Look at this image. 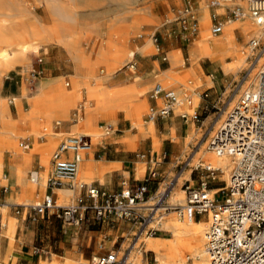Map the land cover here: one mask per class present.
Listing matches in <instances>:
<instances>
[{
	"label": "bare ground",
	"instance_id": "6f19581e",
	"mask_svg": "<svg viewBox=\"0 0 264 264\" xmlns=\"http://www.w3.org/2000/svg\"><path fill=\"white\" fill-rule=\"evenodd\" d=\"M236 1L244 7V9L247 8L248 4L250 9L248 0ZM222 5H224L223 2L221 3V6ZM57 9L58 11L55 14H52L54 22L50 25L33 20L22 21L16 27L11 26L9 25L10 23H8L9 17L13 13L6 12V8L4 9L3 7H0V72L12 67L14 68L18 63H27L28 57L31 53L37 52L42 45H48L51 43H60L67 47L68 52L74 57L76 69L75 72L71 74L73 86L69 90H66L62 85L63 78L65 77L64 75L58 77L43 76L39 79L38 88L30 95H28L29 93L22 96L14 95L10 100L7 96H0V177L4 170L5 151L12 154H22L26 157L39 152L41 153L42 163L46 166V169H48L50 166L48 151L56 144L57 138L61 135L86 134L91 136L93 145L88 153L92 154L94 151V145L103 143L106 133L109 132L110 134H113L115 132L117 125L114 112L116 109L123 111L126 117L130 118L135 125L142 127L146 122L141 118L142 113L148 105L147 98L143 92L146 88H149L150 85L140 89L135 83L126 85L116 84L111 88L103 82L102 84L94 82L96 79L94 68L96 64L104 62L108 67L109 74L116 73L123 68V63L126 59L132 57L136 52L144 53L147 45H137L135 51H129L126 49L125 44L117 45L116 43H112L113 38L111 34L113 31L110 30L109 36H111L109 40H107V45L101 47L96 52L95 57L88 56L82 53V50L78 45V39L80 36L77 32L76 25L73 23L66 24V22L62 20V17H60V13H63V11L66 12L67 15H69V13L72 14V12L74 13L73 7L61 4ZM219 9L221 10V8ZM246 14L247 13L244 12V15L229 18L224 22V27L220 36L217 38H211L210 32L208 31V24L211 18L210 9L202 1L201 14L199 15V24L201 25L202 34L199 38L189 44L190 60L192 61L193 66L191 65L186 68L184 73L176 72L175 69H173V66L176 67L183 64L184 58L181 51L171 54V66L165 69L162 75L159 74L157 76L160 83L164 87H171L176 94L181 95L185 89L191 88L189 84H184V81L187 76L191 75L193 72L196 73V67H194V64H197L203 57L208 58L210 62L215 65H221L227 72H236L245 64L249 53L252 52L249 50V53H247L244 50L243 45L239 43L235 32L236 29H239V32L246 36L252 34L256 37H261V35L264 34V24L258 23L251 15L249 19H246ZM142 19L146 20L148 23H153L155 21V19L150 16H144ZM142 19L139 16H134L131 23L124 25L127 28L119 33L124 42L130 32L139 29ZM230 57L233 59L230 61L225 60ZM258 58V69L252 73L250 81L246 84L247 88L250 83L255 80L257 73L264 70V50L259 53ZM208 77H211V75H208ZM202 81L203 80L200 76L196 77L197 86H200ZM182 88L184 90H182ZM83 90H85L86 93V104L85 108L82 107L83 111L81 116L85 109L84 116L72 122V126L68 130H55L53 128L54 119L61 121L68 120L71 108L79 99L83 98ZM247 90L249 89H245L243 94ZM235 96L237 98L238 95L236 94ZM192 97V103L196 106L199 101V95L195 93L194 89L192 90ZM25 98H27V101ZM92 101L95 102L92 103ZM8 102H13L15 104L19 115L18 118L11 114ZM181 104H184V102ZM181 104H177V107H180ZM99 117H104L112 124L111 130H102L104 126L97 123ZM224 120L223 118H220L217 121L216 124L221 122L218 128L223 124ZM43 122H46L48 125H45L43 127L44 131L40 133ZM20 124L26 126L27 136H33L32 140H34V148L29 150L23 149L21 142L19 141L18 143L19 137H22L23 135ZM148 124L150 130L153 131V120H149ZM193 126L195 125L192 122V129L190 128V130H188L181 138L183 146L181 152L182 156H185L187 153L193 135L196 134L195 128L192 133ZM41 136L45 137L43 142L46 144V147H43L42 143L37 141ZM173 137L180 138L176 135ZM155 146H159L157 139H155ZM67 155L72 156V153L69 152ZM91 160L85 161V153L83 154V159L79 164V169L74 180H77L78 178L81 179V182L93 180V176L88 172ZM84 162L86 163V167H84ZM193 164L195 166L202 165L208 170H220L224 178L227 177L230 180L231 171L234 168V159L228 153H217L209 147V143L206 141L203 149L193 158ZM143 167L144 165H141L140 170ZM98 172L100 175V171ZM41 173L42 172L39 171L40 175ZM28 184L32 189L36 186V182L30 177L28 179ZM43 185H46V180H43ZM171 191L172 202L169 205L184 206L186 204L184 199L185 189L172 188ZM216 191L217 189H211L212 193ZM30 200L32 203L40 201V199L35 197H32ZM2 207L9 208L7 204H3ZM164 208V204H157L155 207H152L149 223H153L154 220L157 223H163L164 227L172 232V235L169 237H154L143 234L145 231L144 228L142 234L137 238L134 247L138 243L142 244L145 250L155 252L156 262L154 264H211L207 248V232L212 222V212L208 216L210 219L209 225V220H195L194 218L181 217L177 210L174 211L177 213L176 217L160 213ZM7 222L8 226L3 231V238H6L8 242V250L4 256V260L6 261L9 260L11 251L14 248V231L15 226H17L15 225L16 218L14 216H10ZM132 250L125 255L127 263L131 262ZM142 255L141 252V255L136 257L137 264H146L142 261ZM187 259H193V261L188 262ZM74 263L75 260L73 258L67 257V260L63 264ZM39 264L58 263L52 260L40 259ZM133 264L136 263L133 262Z\"/></svg>",
	"mask_w": 264,
	"mask_h": 264
},
{
	"label": "rangeland",
	"instance_id": "374dc122",
	"mask_svg": "<svg viewBox=\"0 0 264 264\" xmlns=\"http://www.w3.org/2000/svg\"><path fill=\"white\" fill-rule=\"evenodd\" d=\"M202 1L210 9L211 18L208 24V31L210 32L211 38H217L221 34L212 33V24L216 20L223 21L224 23L229 18H235L232 9H234L236 6L242 7L236 0H191L198 19L199 15L201 14ZM222 2L224 5L221 6ZM61 4L70 5L71 7H73L74 13H69V15L71 16L67 15V13L63 11V13H60V17H62V20L66 22V24L73 23L76 25V28L78 30L77 32L80 36V38L78 39V45L81 48L82 53L88 56L95 57L96 52L101 47L107 45V40H109L111 35L113 38L112 43H116L117 45L125 44L126 49L129 51H135L137 45H147L143 53L145 55H141L139 52H136L132 57H129L125 60V62L123 63V68L118 70L116 73L109 74L108 67L104 62L96 64L94 68L96 79L94 80V82H98L101 84L103 82L105 85H112L115 83V77L119 75H122L125 82L127 83H129L137 75H141L142 79L143 76L146 75L152 76L150 80L151 85L148 89L149 91H147L145 94V97H147L149 102L141 117L143 120L149 121L147 113L149 111L150 105L152 104L150 93L154 85L157 82L160 83L158 77H155V75L157 73L162 75L163 71L171 66L170 59L172 50L180 47L182 49L181 52L184 58L183 64L176 67L173 66V69H175L177 72L184 73L188 66H193L192 61L190 60L189 44L201 36V25L199 24L197 33L189 40L178 33V21L165 25L168 19H174L176 17L177 11L185 4V0H0V7H3L4 9L6 8V12L13 13L10 17L8 16V23H10L9 25L16 27L22 21L33 20L40 21L41 23L46 25L52 24L54 22L52 14H55L58 11L57 8H59ZM219 8H221V10ZM242 9L247 13L245 18L249 19V5L247 4V8L244 9V7H242ZM134 16H139L141 19L144 16H150L153 17L155 21L153 23H148L146 20L142 19L139 25V29L130 32L127 36L126 41L124 42L119 33L127 28L124 25L131 23ZM169 29L172 32L171 34H168ZM110 30L113 32L109 36ZM155 32L158 36V41L153 40L152 36ZM235 32L237 39L239 43L243 45L244 50L247 53H249V50L252 51L251 53H249L248 59L243 66H241L236 72L226 73L221 65H215L211 63L208 58L203 57L197 64H194V67H196V73L193 72L191 75L187 76L186 80L184 81V84H189L191 88L185 89V91L181 93L182 96L179 95L180 97L183 98L184 94L187 93V95L193 99L192 90L194 89L195 93L199 95V104L200 94L206 92L209 95H204V98H211L212 100H214L212 104L213 106L209 108L207 114H202L199 120L193 122L191 120L190 114H192V112L197 109L198 104L195 106V104L193 103V107L190 109L185 104H181L180 107H177V105H175L174 110L176 114L187 112L189 115L187 121L185 119L183 121V119L180 118V121L182 122V124H184V134H186L187 132V125L191 126L192 122L195 125L193 126L192 133L195 128L196 134L193 135L185 156H182L181 153L177 158H174L172 160L173 163L168 169V172L165 174V177L162 178L159 188L152 195L150 193V197L147 198L143 203L142 212L145 215H148L151 208L155 207L157 204H164L165 208L162 209L160 213H165L166 215L176 217L177 213L174 211H176V208L178 206L169 205L172 202V188L185 189L187 184H197L200 177L208 179L210 182V187H216L218 185L225 186L226 183L229 182V179L227 177L224 178L220 170H214L212 172L204 168L202 165L195 166L193 164V158L203 149L206 141L208 143L210 142L212 135L218 129V126L221 123L219 122V124H216L217 121L220 118H223L224 120L227 116V113L239 102L244 90L254 88L258 81L259 73H257L255 80L251 82L249 87L247 88L246 84L248 83V81H250L252 73H254L258 69V57L259 53H261L258 52V49H252L250 45V39L256 36L252 34L246 36L243 33L239 32V29H236ZM165 33H167L168 36L166 40H168L169 48H167V42H165L164 44L163 41ZM261 42L264 43V34L261 35ZM163 46L165 47L164 49L162 48ZM164 53L167 55L168 61L163 60ZM38 57L43 58V61L41 63L38 61ZM232 59L233 58L230 57L226 58L225 60L230 61ZM131 60L135 61L138 64V69L134 74L127 71L126 69L129 61ZM46 64H48L51 69H53L54 73L57 71H64V73H67V75H65V77L63 78L62 85L66 90L72 88L73 80L71 74L76 70L74 57L70 52H68L67 47L63 44L51 43L48 45H42L37 52L31 53L28 57L27 63H18L14 66V68L12 67L8 70L0 72V96H7L10 100L14 95L22 96L24 94L29 93L28 95H30L34 93L38 88L40 80H38L35 84H31L26 79V74L32 67L40 66L44 68ZM43 75L44 73L42 74V76ZM200 75H202L203 81L200 86H197L196 77ZM207 75H211V77H208ZM211 86L214 87L211 88ZM165 88L172 89L171 87ZM182 90L184 89L182 88ZM82 92L83 98L79 99L77 103L71 108V112H69V123L73 122L75 118L79 117V115L81 116L80 109L81 107H85L86 93L85 90H83ZM236 94L238 95L237 98L235 96ZM25 100L27 101V98H25ZM94 102L95 101H92V103ZM157 103L161 105L163 104V100L161 98H158ZM8 106L11 114L14 117L18 118L19 115L15 104L13 102H8ZM77 111L79 112L76 113ZM207 116H209V119L203 122L207 118ZM114 117L115 119H118L117 127L121 130L114 132L113 134L117 133L114 137L121 138L122 135L119 136V134L129 133V131L124 130L129 128V126H132L130 121L131 119L127 118L126 115L125 117L129 120L124 119V113L120 109H116V111L114 112ZM54 122L56 123L55 128L59 129L61 123H58L57 119H54ZM106 122H108V120H106L104 117H99L97 121L98 124H103ZM20 125L23 135L22 137H19L18 143L19 141L31 142V146L34 147L35 144L32 142L33 136H27L26 126H24L23 124ZM45 125L48 124L46 122H43L41 125L40 133L44 131L43 127ZM102 130L106 131L104 130V128H102ZM67 135L68 134L59 136L57 138L56 144L49 149L48 160L50 166L48 169H46L45 166L42 165L39 161V165L41 166V168L39 169L44 170L41 173L42 180H46L47 176L52 170L50 162L52 160L53 151L58 147L59 143ZM110 135L111 134H108L106 136ZM148 135L149 134H144L145 137ZM174 135L175 132L172 133V136L171 138H169L168 143H181V138L183 136L180 135V138H174ZM44 139L45 137H39L37 141H40L43 147H46V144H44L43 142ZM105 142L106 140H104V142L101 144L103 145ZM96 146L99 147V145ZM137 147L138 144L134 149L137 150ZM153 151L161 153V146L156 147L154 145ZM37 154L41 155V153L39 152ZM4 155L6 161L4 164V170L1 174L2 178L0 177V185H7L13 179L9 165L10 162L7 160L10 154L9 152L5 151ZM35 158H38V156L34 155L33 160ZM159 160H161V158H159ZM164 160L167 161V159ZM154 164L155 163L153 162L152 166H154ZM35 169H38V167H34L32 165L28 170L33 171ZM146 169L147 163L145 162L144 167L141 169V171L145 172ZM5 173H7V178L5 177ZM77 182L80 183L81 179L78 178ZM37 187L38 185L36 186V188ZM42 187H44V192L41 191V195L37 196V198L40 200L43 198L46 192V186L40 184V188ZM161 192H163L162 198L157 200ZM184 193V199L186 202V191ZM72 201L73 199H71L68 203H71ZM1 209L4 214V219L7 222L9 220L10 208L2 207ZM195 220H209L210 225V219L205 214H203L201 217L197 216ZM149 221V217H147V219L141 225H135L132 232L125 238L122 246L119 249L115 248L119 251V256H122L123 254L127 255L133 249L130 259L131 262H128V264H133V262L137 264L136 257L138 255H141V252L143 254V262H145L146 264H154L156 262L155 252L151 250H145L143 245L138 243L134 247L137 238L142 234L144 228L145 231L143 234H147L150 236L169 237L172 235V232L164 227L163 223H157L155 220L153 223H149ZM13 250L11 251L12 259H9L7 261L4 260V257L0 253V264H19V258L17 255H15V253H13ZM97 254H99V250H97L94 254H87L86 257L77 258V262H75L74 264H93V257ZM40 259L52 260L54 262H57L58 264H63L67 260V256H60L59 254L55 253L47 255L46 253H44L43 256L40 257ZM187 261L192 262L193 259H187Z\"/></svg>",
	"mask_w": 264,
	"mask_h": 264
},
{
	"label": "built area",
	"instance_id": "2783aa9c",
	"mask_svg": "<svg viewBox=\"0 0 264 264\" xmlns=\"http://www.w3.org/2000/svg\"><path fill=\"white\" fill-rule=\"evenodd\" d=\"M231 1V0H226ZM250 15L264 24V0H248ZM234 16L244 15L240 6L232 9ZM178 21V33L186 39L194 36L199 28V19L191 3L179 8L174 19H168L166 24ZM223 21L216 20L211 27L214 34L221 33ZM171 34V30H168ZM153 40L158 41L156 32ZM252 49L262 52L264 43L261 37L250 39ZM167 61V55L163 54ZM38 61H43L38 57ZM127 68L134 70L136 62L129 61ZM44 73L43 67H32L26 74V79L35 84ZM208 93H204L207 96ZM150 97L161 98L163 104L152 105L147 116L154 120L169 116L175 105L185 102L191 108L192 99L188 95L180 97L172 89L156 83ZM82 113V107L80 109ZM77 111L76 113H78ZM181 116L188 119L187 112ZM194 121L201 114L198 109L190 114ZM104 129L111 130L112 124L103 123ZM24 149L31 148V142H21ZM91 136L86 134L67 135L52 154V170L46 178V187L54 188L78 187L75 199L68 204L58 202L52 192L45 193L43 198L32 204H8L12 210L19 213L26 210L30 217L38 220L48 214L61 219L63 223L73 226L90 225L95 222L128 221L141 225L148 215L142 212V204L150 197L148 181L158 175L157 158L143 182L131 186L127 179L122 180L121 188L109 191L94 182H80L75 179L83 154L92 148ZM209 147L217 153H228L234 159V168L230 180L216 192H211L210 182L200 177L195 185L187 184L186 204L176 208L179 216L195 218L203 214L209 216L212 212V222L207 232V248L211 264H264V70L260 71L257 85L247 90L238 104L227 113L223 124L211 137ZM72 153V156L67 155ZM145 156V154H142ZM214 171V170H210ZM208 177V176H207ZM30 178L39 182V170L30 172ZM6 189V187H5ZM163 192L157 200L161 199ZM0 201V242L6 226ZM37 251L45 253L41 248ZM93 264H128L125 254L119 256V251L110 249L93 257Z\"/></svg>",
	"mask_w": 264,
	"mask_h": 264
},
{
	"label": "crops",
	"instance_id": "0c3cea01",
	"mask_svg": "<svg viewBox=\"0 0 264 264\" xmlns=\"http://www.w3.org/2000/svg\"><path fill=\"white\" fill-rule=\"evenodd\" d=\"M164 36V44L167 42L166 45L167 48H169L168 40H166V38H168L167 33H165ZM164 46L162 47L163 49L165 48ZM177 51H182V49L180 47L175 48L172 50L171 54ZM139 53L141 55H145L142 52ZM126 69L134 74L138 69V64L136 63V68L134 70H130L129 68ZM225 72L227 73V71ZM60 75L65 76L67 73H64V71H57L54 73L53 69H51L48 64L44 66L43 76L58 77ZM158 75L159 73H157L155 77ZM200 77L203 79L202 75H200ZM151 78L152 76L146 75L143 76L142 79L141 75H137L129 83H127L125 82L124 77L119 75L115 77L114 84L107 86L113 88L116 84L126 85L135 83L136 86L141 89L151 85ZM212 87L214 86H211V88ZM149 88H146L143 92L144 95L147 91H149ZM208 95L209 94H207V96ZM213 102L214 100L211 98H204V92L203 94H200V102L197 107L199 113L201 115L207 114L209 108L213 106ZM184 104L186 105L185 102ZM152 105H158L157 99L152 98V104L150 106ZM84 114L85 109L83 115L75 118L74 121L83 117ZM180 118H182L183 121L185 119L181 116V113L176 114L175 110L169 116L158 117L153 120V131L150 130L148 124L149 121L145 120L146 122L144 123V126L140 127L139 125L133 124L130 120L132 126H129V128L124 130L129 131V133L119 134V136L122 135L121 138L114 137L117 133L106 136V142L103 145L101 143L97 144L99 147L94 145V151L92 154L88 152L85 153V161L92 159L88 171L93 176V181L91 182L101 185L109 191L119 190L121 188L122 180L124 179H127L131 186H136L143 182L148 176L153 163L152 159L157 158L158 175L155 178H150L148 181L149 192L152 195L159 188L162 178L165 177V174L168 172V169L173 163L172 160L177 158L183 150L182 143L180 142L168 143V140L171 138L173 132H175L177 137L185 135L184 124H182ZM124 119H127L125 117V113ZM207 119H209V116H207L203 122L207 121ZM185 120L187 121L188 119ZM57 121L58 123H61L59 129H56V123H53V128L57 131L61 129L68 130L72 126V122L69 123V119L63 120L64 122L61 120ZM116 125H118V119H116ZM190 128L191 126L187 125V131L190 130ZM120 130L121 129L117 127L115 132ZM108 134L110 133H106V135ZM144 134L149 135L145 137ZM155 139L158 140L159 146H161V153L153 151ZM32 142L34 143V140H32ZM137 144L138 147L137 150H135L134 148ZM31 148L34 147L31 146ZM9 154L10 156L7 160L10 162L9 165L13 179L7 185H0V201L7 203L9 208L10 206L8 204H31L32 202L30 199L32 197L37 198V196L41 195V191L44 192V187L40 188V184L43 185L42 178L39 182H36V186L38 185L37 188L35 186V188L32 189V187L28 184V179L30 177L29 174L31 172L28 170L29 167L33 165L34 167H38L37 170L40 171L41 169L39 168H41V166L39 165V161L42 165H44L41 160V155L33 153L31 156L26 157L22 154ZM142 154H145V156H142ZM34 155H37L39 159L35 158L33 160ZM159 158H161V160H159ZM164 159H167V161ZM145 162L147 163V169L144 172L140 170V167L141 165H144ZM50 164L52 166V160ZM84 167H86L85 162ZM43 171L44 170H41L40 172ZM98 171H100V175L98 174ZM5 177H8L7 173H5ZM221 187L223 186L218 185L216 187H211V189L218 190ZM78 191V187L70 188L69 186H65L63 188H54L52 190L46 187L45 193L52 192L58 202L68 204L71 199H75V195ZM10 216H14L16 218L15 225L17 226H15L14 231L15 239L13 253L18 256L19 264H39L40 257L43 256L44 253L37 251V248L44 250L47 255L55 253L60 256L71 257L75 260V262H77V258L86 257L87 254H94L97 250H99V253H102L110 249H119L127 235L132 232L135 226L133 222L123 220L117 222H95L90 225L83 224L81 226H73L63 223L61 219L52 214H48L45 217L34 220L30 217V214L26 212V210H21L19 213H16L11 208L9 211V217ZM7 226L8 224L6 223L5 228ZM7 244L8 242L6 238L1 239L0 253L3 257L8 250ZM9 259H12V255Z\"/></svg>",
	"mask_w": 264,
	"mask_h": 264
}]
</instances>
